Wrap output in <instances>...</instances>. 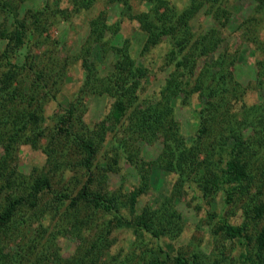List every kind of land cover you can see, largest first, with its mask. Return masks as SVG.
<instances>
[{"label":"trees","instance_id":"trees-1","mask_svg":"<svg viewBox=\"0 0 264 264\" xmlns=\"http://www.w3.org/2000/svg\"><path fill=\"white\" fill-rule=\"evenodd\" d=\"M116 1L123 3V0ZM142 1L146 3V10L139 13L129 12L130 8L124 1V13L145 33L143 52L150 51L162 42L167 45V64L171 66V72L162 89L161 98L156 104L137 103L141 82L147 70L131 57L128 40L119 35L121 19L109 23L104 13L91 19L88 42L102 48L108 45L116 55V60L110 76L101 78L89 57H82L84 82L80 92L84 95L106 93L113 98V107L108 117L112 123L103 122L96 130H92L82 121L80 123L81 119H77L80 124L77 131H74L75 114L78 111L75 103L58 116L50 136V154L55 152L57 144L65 141L74 144L82 154L80 165L87 180L74 196L69 193L55 194V205L51 204L49 209L54 211L61 222L68 217V232H75L76 236L87 221L79 217L80 212L86 210L112 215L115 227L130 230L135 242L141 241L145 235L159 239L173 233L176 226L173 221L178 215L170 204L171 199H165L154 211L138 208L139 198L149 184V175L141 171V168L137 169L139 186L126 197L124 207L128 216L122 214L123 205L114 196L90 188L95 157L105 140L106 132L110 128L118 130V124L123 125V120H127L124 121V131L129 138L162 139L156 166L166 174L177 176V193L185 186L195 185L203 199H214L216 194L221 193L226 207L236 200L244 199L242 223L232 225L222 218L217 231L225 239L237 240L243 246L242 259L246 264H264V45L256 42V48L261 51L254 67L259 100L247 106L243 102L246 90L235 80L230 68L235 63V55L226 48L217 53L223 42L220 28L225 27V23L220 21L229 20L227 12L220 7L221 0H189L188 6L181 11L171 8L166 0ZM73 2L79 11L89 9L95 0ZM2 3L0 11L10 13L13 4L10 1ZM206 6L216 26L196 35L190 21ZM26 34L24 24L20 22L13 31H6L0 36L11 48H19L24 44ZM116 40L119 43H115ZM14 72L8 70L0 76V112L6 111L2 123L5 127L9 126L6 128V131L9 130L4 148L6 155L0 158V189L3 186L9 189V192H5V203L0 207V264H98L110 245L108 238L102 235L87 246L84 241L81 242L76 256L68 260H64L55 247V234L48 233L42 226L37 230L36 237L26 244L19 245L14 238L19 231L18 221L26 222L28 218L24 219L23 213L37 215L39 202L50 189V178L45 174L24 187V181L15 177V171L9 165L13 146L25 143L36 147L45 135L40 115L30 111L23 113L15 106L23 96L13 86ZM194 95L197 97V129L187 141L173 120V102L189 104ZM238 103L240 106L236 109ZM5 106L7 110H4ZM127 139L121 142L125 143ZM123 156L128 157L126 154ZM209 215L215 217V214ZM10 242L16 243L15 246L18 244V251L6 254L4 251ZM156 249L149 250L147 264H165V261L191 264V260L182 255L171 256L158 246ZM157 253H164L165 259L161 260ZM33 254H36L34 258Z\"/></svg>","mask_w":264,"mask_h":264},{"label":"rangeland","instance_id":"rangeland-1","mask_svg":"<svg viewBox=\"0 0 264 264\" xmlns=\"http://www.w3.org/2000/svg\"><path fill=\"white\" fill-rule=\"evenodd\" d=\"M6 1L13 5L10 13L0 11V34L13 31L20 22L24 24L27 34L24 44L19 48H11L0 36V76L8 70L15 71L13 86L23 96L15 106L23 113L30 111L40 115V124L45 133L36 147L25 143L13 146L9 165L15 171V177L24 181V187L42 174L50 178V189L39 202L42 211L39 210L37 215L23 213L24 219L28 218L26 222L18 221L19 231L14 235L16 242L22 245L32 241L42 226L48 233L55 234L53 243L64 260L76 256L81 242L84 241L87 246L102 235L108 238L110 245L98 264H147L149 250H157V246L165 254L184 256L191 260V264H246L242 259L243 246L237 240L225 239L217 231L222 218L232 225L242 223L244 199L236 200L226 207L221 193L216 194L214 199H203L195 185L185 186L177 193V176L166 174L156 166L162 139L129 138L124 131L127 120H123V125L118 124V130L110 128L106 132L105 140L95 157L90 188L114 196L123 205L122 214L128 216L124 207L126 197L139 186L137 169L141 168V171L149 175V184L139 198L138 208L154 211L165 199H171L170 204L178 215L173 221L176 225L173 233L159 239L145 235L141 241L135 242L130 230L115 227L112 215L90 210L80 212L79 217L87 220L81 226L80 234L76 236L75 232H68L69 218L61 222L49 207L54 203L55 194L69 193L74 196L86 182L87 176L80 165L81 152L69 141L57 144L55 152L50 154L49 141L56 120L64 109L75 103L78 111L75 114L74 131H77L81 121L92 130H96L103 122L112 123L108 117L113 107V98L106 93L84 95L80 92L84 82L82 57H89L101 78L110 76L116 60V55L108 45L102 48L88 42L90 20L100 13L105 14L109 23L121 19L119 35L128 40L131 57L147 70L141 82L137 103L156 104L160 100L171 72V66L167 64V45L162 42L150 51L143 52L145 33L134 20L127 17L123 6L125 1L130 8L129 12L139 13L146 10V3L142 0H123V3L95 0L89 9L79 11L73 0H0V7ZM166 2L176 11L185 9L189 4V0ZM220 7L227 12L229 20L220 21L225 23V27L220 28L223 42L217 53L226 48L235 55V63L230 68L235 80L246 90L243 102L249 106L259 100L254 67L261 53L256 48V42L264 45V0H221ZM208 12V6L203 7L190 21L196 35L216 26V21ZM115 43L119 42L116 40ZM87 49L89 53L86 54ZM196 104V95L191 97L189 104L173 102V120L187 141L197 129ZM6 105L8 108L9 105ZM239 106L240 103L235 108ZM4 110H7L6 106ZM5 115L6 111L0 112V158L6 155L4 148L9 133V130L6 131L9 126L5 127L2 123ZM77 119H81L80 123ZM126 137L127 141L122 143ZM121 144L123 146L119 150ZM1 189L0 207L5 203V192H9V189ZM209 214H215V217ZM15 244L10 242L4 253L17 252L18 244ZM164 253H157L161 260L165 259ZM165 264L172 262L165 261Z\"/></svg>","mask_w":264,"mask_h":264}]
</instances>
